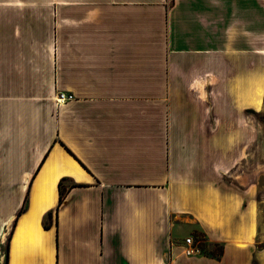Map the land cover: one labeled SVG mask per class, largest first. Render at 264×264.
Segmentation results:
<instances>
[{"label":"crops","instance_id":"0c3cea01","mask_svg":"<svg viewBox=\"0 0 264 264\" xmlns=\"http://www.w3.org/2000/svg\"><path fill=\"white\" fill-rule=\"evenodd\" d=\"M263 112L264 0H0V264H264Z\"/></svg>","mask_w":264,"mask_h":264},{"label":"rangeland","instance_id":"374dc122","mask_svg":"<svg viewBox=\"0 0 264 264\" xmlns=\"http://www.w3.org/2000/svg\"><path fill=\"white\" fill-rule=\"evenodd\" d=\"M256 117L258 120L264 121V112L258 114ZM261 157L264 160V152L263 154H261ZM255 168H256L255 164H251L246 167V170L249 174H254ZM261 174L262 175H260L258 181L255 180L254 181L259 188V192H257V197L259 199V203L261 207L260 208L261 220H263L264 219V165H263V172ZM249 182L250 180L248 181V183ZM195 241L197 244H199L201 248V252L203 251V253H209L218 256L220 254V251L222 250L223 245L221 243H208L201 233L196 235ZM259 244H262L261 239H258L257 241V245ZM7 255H8V242L6 243L5 248L2 250L3 261L1 264H7Z\"/></svg>","mask_w":264,"mask_h":264},{"label":"trees","instance_id":"16d2710c","mask_svg":"<svg viewBox=\"0 0 264 264\" xmlns=\"http://www.w3.org/2000/svg\"><path fill=\"white\" fill-rule=\"evenodd\" d=\"M67 179V178H63L60 182H59V190H60V199H59V205L57 206V209H56V223L58 222V210L60 208V206L62 205L63 201H64V198L67 194V192L74 186V184H72L69 188L65 187L64 186V180ZM27 203H28V194L26 196V199H25V203L24 205L22 206V208L19 210V213H18V216L16 218V221L18 219V217L26 210L27 208ZM53 216H54V210H49L43 217V226L45 228H49L53 225ZM257 247L259 249L263 248L264 247V244H259L257 245ZM223 252V246H222V250L220 251V254L221 255ZM218 255V256H219ZM9 259H8V256H7V263H8Z\"/></svg>","mask_w":264,"mask_h":264},{"label":"built area","instance_id":"2783aa9c","mask_svg":"<svg viewBox=\"0 0 264 264\" xmlns=\"http://www.w3.org/2000/svg\"><path fill=\"white\" fill-rule=\"evenodd\" d=\"M72 97H73V95L69 94L67 92L66 93H60V94H58L56 101L58 104H62L65 101L72 99ZM200 252H201V248H200L199 244L196 243L195 239L193 237L186 238V246L184 249V253L187 256H192V255H195V254L200 253Z\"/></svg>","mask_w":264,"mask_h":264}]
</instances>
